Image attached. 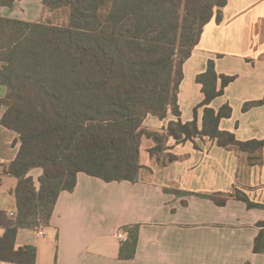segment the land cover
I'll return each mask as SVG.
<instances>
[{
	"label": "trees",
	"instance_id": "trees-1",
	"mask_svg": "<svg viewBox=\"0 0 264 264\" xmlns=\"http://www.w3.org/2000/svg\"><path fill=\"white\" fill-rule=\"evenodd\" d=\"M15 0H0L13 6ZM227 0H43L45 9H65L61 24L0 16V98L6 111L0 124L18 133L21 142L4 173L18 179V214L0 236V261L35 264L33 245L16 247L20 228L49 224L59 195L73 191L83 172L106 182L140 180L143 138L157 143L149 149L161 165L175 160L163 141L177 143L209 137L219 146L252 154L264 149V139L241 141L220 129L233 109L212 102L225 94L235 76L219 74L209 60L196 81L203 101L191 121L181 120L178 102L184 64L199 44L204 27ZM249 101L247 110L263 105ZM203 108L202 128L199 109ZM166 133L144 126L149 115L166 119ZM16 143V142H15ZM252 159V157H251ZM42 169L39 186L30 172ZM218 203H224L212 196ZM248 207L264 206L245 194ZM129 238L120 256H135L139 225L126 226ZM255 252L264 251V230L255 239ZM244 264H251L246 262Z\"/></svg>",
	"mask_w": 264,
	"mask_h": 264
},
{
	"label": "crops",
	"instance_id": "crops-1",
	"mask_svg": "<svg viewBox=\"0 0 264 264\" xmlns=\"http://www.w3.org/2000/svg\"><path fill=\"white\" fill-rule=\"evenodd\" d=\"M219 10L220 20L216 13L184 64L180 118L193 120L194 108L204 99L196 77L214 60L219 74L236 77L211 104L219 109L228 103L233 109L220 129L241 141L262 140L264 104L247 110L244 105L264 97V0H227ZM55 12L45 9L43 0L0 5L1 17L25 21H43ZM6 93L0 83V98ZM203 110L198 111L200 128ZM5 111L1 106L0 118ZM177 119L173 114L164 120L149 115L144 126L165 134L168 122ZM163 144L164 154L177 157L166 165L149 152L155 140L143 138L140 159L145 167L138 182H106L79 173L75 189L59 195L45 234L38 235L36 227L20 228L16 247L35 246V264H264V251H254L255 239L264 230V206L250 208L237 198L245 194L264 205V149L249 154L219 146L209 137L184 143L169 137ZM20 145L18 133L0 124V236L16 222L12 213L18 212V179L4 169ZM36 171L39 178L42 169L30 175ZM137 224L135 256L122 258L121 247L129 238L125 227Z\"/></svg>",
	"mask_w": 264,
	"mask_h": 264
},
{
	"label": "rangeland",
	"instance_id": "rangeland-1",
	"mask_svg": "<svg viewBox=\"0 0 264 264\" xmlns=\"http://www.w3.org/2000/svg\"><path fill=\"white\" fill-rule=\"evenodd\" d=\"M68 18V12L65 9H61L56 11L53 15H51L50 17L46 18L43 21H51L55 24H61L63 22H65ZM33 177L35 179V183L37 186H39V178L37 176V171L33 173Z\"/></svg>",
	"mask_w": 264,
	"mask_h": 264
},
{
	"label": "built area",
	"instance_id": "built-area-1",
	"mask_svg": "<svg viewBox=\"0 0 264 264\" xmlns=\"http://www.w3.org/2000/svg\"><path fill=\"white\" fill-rule=\"evenodd\" d=\"M18 212L17 213H12V215H15V217L17 216ZM36 231H37V234L40 235V236H43L45 234V225L40 222L37 226H36Z\"/></svg>",
	"mask_w": 264,
	"mask_h": 264
}]
</instances>
